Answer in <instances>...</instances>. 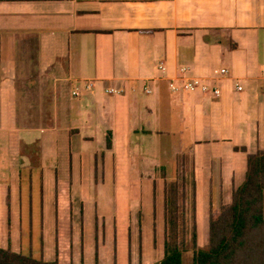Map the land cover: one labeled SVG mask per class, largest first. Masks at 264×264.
Returning a JSON list of instances; mask_svg holds the SVG:
<instances>
[{"label":"crops","instance_id":"obj_1","mask_svg":"<svg viewBox=\"0 0 264 264\" xmlns=\"http://www.w3.org/2000/svg\"><path fill=\"white\" fill-rule=\"evenodd\" d=\"M184 75L220 95L173 91ZM258 150L264 0H0V220L10 229L0 248L22 253L25 172L26 188H47L50 212L63 187L75 207L86 190L99 206L107 189L117 221L159 213L160 245L145 259L157 264L167 181L181 173L195 220L208 221Z\"/></svg>","mask_w":264,"mask_h":264},{"label":"rangeland","instance_id":"obj_2","mask_svg":"<svg viewBox=\"0 0 264 264\" xmlns=\"http://www.w3.org/2000/svg\"><path fill=\"white\" fill-rule=\"evenodd\" d=\"M27 175L23 173L25 185L23 187V215L17 232V241L23 254L31 255L35 259L56 261L57 264H147L149 249L152 250L154 244L160 245L162 220L159 213L156 220L149 217L144 223L143 217L140 222H137L134 219L130 220L127 215L117 221L113 218L116 206L112 201L111 204L106 203L107 189L103 190L102 203L99 206L95 207L92 203L94 191L86 190L87 194L82 204L75 207L68 199V189L63 187H58L53 192V206L51 205L53 212H50L48 211L49 204L46 202L47 188L42 190L40 182L37 185L36 180L31 188H26ZM175 179L180 187L181 173H178ZM171 181L174 179L170 178L167 183ZM186 191L188 220L185 224L188 229H191L193 219L189 206L190 189ZM157 192L158 206H160L161 191L157 190ZM43 194L44 202L41 197ZM150 198V190H145L143 192L144 204H150ZM95 208H97V213H95ZM74 211L79 212V215H73ZM8 225L9 220L6 217L0 220L1 234L5 232L8 235L10 230ZM139 225H141V231ZM196 226L197 245L207 247L208 221L196 220ZM154 230L157 232V237ZM191 238L189 234L185 236L183 242L187 249L184 264H191Z\"/></svg>","mask_w":264,"mask_h":264},{"label":"trees","instance_id":"obj_3","mask_svg":"<svg viewBox=\"0 0 264 264\" xmlns=\"http://www.w3.org/2000/svg\"><path fill=\"white\" fill-rule=\"evenodd\" d=\"M106 143L109 147V138ZM175 181L166 183L164 188L163 255L157 264H184L187 249L183 242L189 234L191 264H264V150L247 156L244 181L233 189L230 203L210 212L205 248L197 245L194 199L189 204L193 220L188 229L186 182L183 176L180 187ZM0 264L57 262L0 248Z\"/></svg>","mask_w":264,"mask_h":264},{"label":"built area","instance_id":"obj_4","mask_svg":"<svg viewBox=\"0 0 264 264\" xmlns=\"http://www.w3.org/2000/svg\"><path fill=\"white\" fill-rule=\"evenodd\" d=\"M158 68L160 70H164V66L162 63L159 64ZM182 71L184 73H186L187 69L184 68L182 69ZM221 72L223 74L227 73L226 69H222ZM182 84L180 85H174L173 83L171 84V89L173 91H179V90H187V91H194V90H201L203 92H210L214 97H218L220 95V89L218 87H211L210 84H208L207 82H205L204 80L200 79V78H191V77H187L184 75L183 79H182ZM91 84H88L87 87H91ZM236 89L238 91L242 90V87L239 84H236ZM108 92L112 93V92H116V90L113 89H109Z\"/></svg>","mask_w":264,"mask_h":264}]
</instances>
